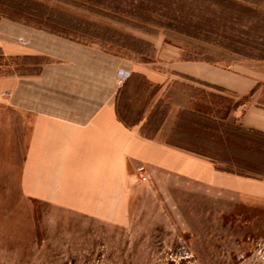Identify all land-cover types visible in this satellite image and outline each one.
<instances>
[{
  "label": "rangeland",
  "instance_id": "1",
  "mask_svg": "<svg viewBox=\"0 0 264 264\" xmlns=\"http://www.w3.org/2000/svg\"><path fill=\"white\" fill-rule=\"evenodd\" d=\"M4 21L129 62L137 75H171L166 65L178 48V60H211L255 75L261 82L253 102L264 107V0H0ZM8 52L0 48V79L25 76L38 63L26 50ZM162 81L132 84L124 114L134 117L158 99L145 135L242 175L222 163L228 157L215 138L238 127L230 116L236 99L186 80ZM172 93L180 108L170 104ZM7 96L0 104V264H264L262 197L157 174L140 177L117 222L29 199L28 127Z\"/></svg>",
  "mask_w": 264,
  "mask_h": 264
},
{
  "label": "crops",
  "instance_id": "2",
  "mask_svg": "<svg viewBox=\"0 0 264 264\" xmlns=\"http://www.w3.org/2000/svg\"><path fill=\"white\" fill-rule=\"evenodd\" d=\"M3 46L15 56L26 50L38 61L25 76L0 79V104L8 94L5 102L25 116L28 127L23 190L29 199L94 219L121 221L141 183L140 167L150 180L165 174L264 198V180L220 170L207 157L145 135L158 99L137 118L124 114L132 84L186 80L230 93L236 101L251 95L250 101L234 108L231 120L245 131L264 134V107L253 102L261 81L252 73L211 60H178L176 48V58L166 65L171 75L146 71L137 75L129 62L5 21L0 23ZM120 71L130 77L117 88ZM177 96L170 94V104L180 108Z\"/></svg>",
  "mask_w": 264,
  "mask_h": 264
},
{
  "label": "trees",
  "instance_id": "3",
  "mask_svg": "<svg viewBox=\"0 0 264 264\" xmlns=\"http://www.w3.org/2000/svg\"><path fill=\"white\" fill-rule=\"evenodd\" d=\"M217 91L218 92L214 91L215 93L213 94H225V96L228 95L233 98L230 93H225L222 90ZM250 98L251 95L240 98L238 101H236V105L230 111L232 112L234 108H238L245 102H248ZM231 112L229 113L231 114ZM215 138L222 144L223 151L226 157H228L226 161H222L223 164L238 168L239 171H242L240 172L242 175L250 173L253 175L264 176V134L254 131H245L237 127L234 132H225L224 135H217ZM181 148L194 154L203 156L202 154L191 149L183 147ZM217 168L222 170L218 166Z\"/></svg>",
  "mask_w": 264,
  "mask_h": 264
},
{
  "label": "built area",
  "instance_id": "4",
  "mask_svg": "<svg viewBox=\"0 0 264 264\" xmlns=\"http://www.w3.org/2000/svg\"><path fill=\"white\" fill-rule=\"evenodd\" d=\"M130 77V73H120V75L118 76V78H117V83L120 85V86H122L123 85V83H124V81L127 79V78H129ZM138 172L140 173V175H141V178H142V180L145 182V181H147V176L145 175V168L144 167H140L139 169H138Z\"/></svg>",
  "mask_w": 264,
  "mask_h": 264
}]
</instances>
